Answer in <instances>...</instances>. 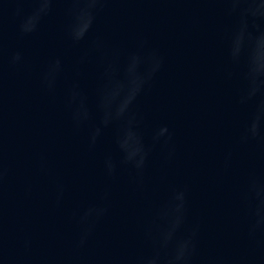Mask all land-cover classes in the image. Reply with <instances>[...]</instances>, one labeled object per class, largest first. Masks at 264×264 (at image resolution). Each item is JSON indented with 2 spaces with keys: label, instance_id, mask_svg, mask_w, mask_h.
I'll list each match as a JSON object with an SVG mask.
<instances>
[{
  "label": "water",
  "instance_id": "water-1",
  "mask_svg": "<svg viewBox=\"0 0 264 264\" xmlns=\"http://www.w3.org/2000/svg\"><path fill=\"white\" fill-rule=\"evenodd\" d=\"M2 76H0V143L6 169L0 188V229L7 261L0 264H108L145 247L142 226L153 220L156 204L171 185L189 190V222L199 223L201 258L226 264H264V236L248 238L239 198L243 177L264 172V144H240L238 138L249 107L236 103L239 81L227 62L225 34L232 20L218 0H107L86 41L73 45L65 33L63 2L54 6L39 30L21 36L20 7L5 3ZM121 54L144 40L164 57V67L138 105L146 141L159 124L174 133L176 154L153 149L142 177L118 167L105 175V155H117L113 132L106 130L90 149L87 128L74 127L65 105L67 86L76 79V62L87 53L89 63L79 77L91 90L98 54L92 41ZM19 51L23 63L8 64ZM61 57L64 75L54 92L41 83V72ZM232 153L231 164L224 158ZM64 197L57 203V186ZM109 193V215L83 249L76 248L74 213ZM25 241L28 246L25 247ZM197 264H200L199 260Z\"/></svg>",
  "mask_w": 264,
  "mask_h": 264
},
{
  "label": "clouds",
  "instance_id": "clouds-1",
  "mask_svg": "<svg viewBox=\"0 0 264 264\" xmlns=\"http://www.w3.org/2000/svg\"><path fill=\"white\" fill-rule=\"evenodd\" d=\"M23 3L24 0H5V3ZM63 2L68 22L67 38L73 45L88 39L97 17L107 0H30V12L17 7L14 15L19 18L18 32L21 36L39 30L42 21L52 14L54 6ZM232 23L225 34L227 62L235 72L229 71L239 81L236 103L249 107L246 120L239 134L238 143L264 144V0H218ZM5 9L0 5V76H2L3 27ZM98 54L95 82L86 90L79 79L83 67L89 63L87 53L76 62V79L67 86L65 105L71 121L77 129L87 128L88 146L95 149L106 130L113 132L117 155L109 153L103 160L104 173L115 178L118 167H128L142 177L149 166L151 153L160 146L163 158L170 162L176 154L174 133L167 124H159L146 141L141 129L138 105L143 95L164 67V57L156 49L148 48L141 40L135 49L123 54L105 49L96 38L91 44ZM23 55L16 51L8 57V64L23 63ZM61 57L48 61L41 72V83L48 92H54L64 75ZM232 153L224 158L225 167L230 166ZM6 169L0 143V188ZM64 197V187L57 186L56 200ZM109 193L104 191L99 200L90 203L82 211L74 213L78 228L76 248L83 249L94 236L97 226L109 215ZM239 198L246 218L247 236L252 241L264 236V172L249 171L243 177ZM145 247L138 253L115 257L108 264H226L219 258H201L199 223L189 222V190L186 185H171L165 196L153 210V220L142 226ZM25 241V247L28 246ZM0 260L7 261L4 252L2 229H0Z\"/></svg>",
  "mask_w": 264,
  "mask_h": 264
}]
</instances>
